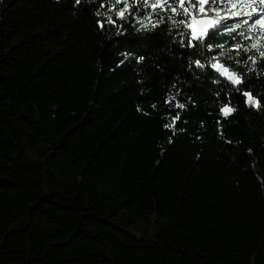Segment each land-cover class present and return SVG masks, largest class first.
Returning a JSON list of instances; mask_svg holds the SVG:
<instances>
[{
  "label": "trees",
  "instance_id": "16d2710c",
  "mask_svg": "<svg viewBox=\"0 0 264 264\" xmlns=\"http://www.w3.org/2000/svg\"><path fill=\"white\" fill-rule=\"evenodd\" d=\"M148 11L0 0V264H264V40L218 83Z\"/></svg>",
  "mask_w": 264,
  "mask_h": 264
},
{
  "label": "snow or ice",
  "instance_id": "6c2138e0",
  "mask_svg": "<svg viewBox=\"0 0 264 264\" xmlns=\"http://www.w3.org/2000/svg\"><path fill=\"white\" fill-rule=\"evenodd\" d=\"M85 0H75L76 4H81ZM92 3H98L100 0H91ZM103 6L108 8V13L104 20L98 21L100 28L104 27L105 22L115 25L117 20L127 21L132 15V9L139 10L151 9L144 15L143 18H137L136 23L138 28L135 31L152 32L159 25H168L170 22V31H178L180 37L179 43L181 47L186 49H203V53L213 54V61L210 65L219 75L216 77L218 83H222L220 77H225L233 86H239L245 83L244 79L236 72H233L224 63H222L214 53L219 52L220 56L226 53L221 51L225 49L227 44L226 38H234L242 42H236L230 50L235 52L236 57H240L242 53H252L247 56V60L253 64V69L257 64L255 51L258 50V44L250 43V46H245L254 37L252 33H258L261 39L264 40V0H115V3L109 5L108 0H102ZM117 5H122L117 11ZM99 14V13H98ZM113 14L116 19L113 18ZM127 25H123L119 30H123ZM144 57H139L142 61ZM259 59L262 61L261 67H264V51H259ZM239 63L240 60L238 59ZM123 63V61H121ZM194 65L198 69H204L206 65L201 63V59H196ZM237 90L238 87H237ZM177 95H179L177 93ZM246 97V103L250 106H260L259 100L254 98L250 92H243ZM176 101L177 109H185L186 104L179 103L177 96L173 95L168 98L167 103ZM155 107V105H153ZM236 109L225 104L220 108V113L224 117H228ZM172 111V109H169ZM181 120V113L177 112L171 120V123L164 124L166 129L177 131V121ZM180 131H183L180 129ZM171 142V138H170Z\"/></svg>",
  "mask_w": 264,
  "mask_h": 264
}]
</instances>
